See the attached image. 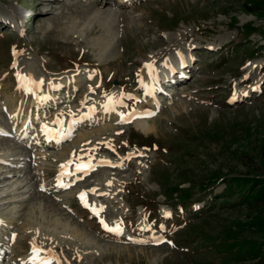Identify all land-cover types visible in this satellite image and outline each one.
I'll return each instance as SVG.
<instances>
[{
	"label": "rangeland",
	"instance_id": "obj_1",
	"mask_svg": "<svg viewBox=\"0 0 264 264\" xmlns=\"http://www.w3.org/2000/svg\"><path fill=\"white\" fill-rule=\"evenodd\" d=\"M158 62L173 75L153 85ZM243 177L264 178V0H0V264H42L34 248L56 264H256L264 205L221 193ZM55 217L69 228L45 233ZM61 236L82 250L49 245Z\"/></svg>",
	"mask_w": 264,
	"mask_h": 264
},
{
	"label": "bare ground",
	"instance_id": "obj_2",
	"mask_svg": "<svg viewBox=\"0 0 264 264\" xmlns=\"http://www.w3.org/2000/svg\"><path fill=\"white\" fill-rule=\"evenodd\" d=\"M92 14H93L94 17H100V18L103 19V22H104L103 25H106L107 32L112 31V29H111L112 27H110L111 24H110L109 21H111L113 19V17L115 16V14L113 12H111V11H101L99 9H95ZM103 38L104 37L102 35L96 41L97 47H98V49L101 52H105L107 50H110L111 47H112L111 38H107L106 40L103 39ZM162 52L163 51H161L160 53L162 54ZM161 54H158L157 57H159ZM110 57H113V56H111V55L107 56L106 59H108ZM184 61H187V59L185 57H180L178 59L177 65L178 64H182V65L185 64ZM147 65H151L150 68L145 67V71L148 74V78H149V83L150 84L155 85L159 78L168 77L170 75H173V73H172L173 67H172V69L171 68L168 69V68L162 66L159 62L156 63V64H147ZM21 84H22V86L24 87V89L26 91H29V92H31L33 94V97L37 101H39V103L44 101V95L41 94V92H40L39 78H38V76H36V73H35V71L33 69L29 68L26 71V73H24L23 77L21 78ZM232 95L234 96V94H232ZM113 107H114L113 102L106 101L103 108L106 109V110H112ZM172 108L175 109V107H172ZM91 109H94V108L91 107ZM94 110H96V109H94ZM23 126H24V124H23ZM138 126H139V129L142 132H144V133H148L151 130V127L146 125V124H140ZM45 130H46L45 140L48 141V142H52L51 144H53V143L55 144V143L59 142L63 137H67V135L69 133L68 129L64 127L62 120L59 123H57L56 126L47 125ZM58 137H62V138H60V140H58ZM107 138H108V136H105L103 134H99V135H97L95 137V141L96 142H104ZM95 148H97V147H92L91 150H94ZM93 156H95V155H93ZM67 161H69V160H65L64 159V162H65V165H63L64 168L68 166L66 164ZM99 162H102V161H99ZM78 164L79 165H76L75 167H71L69 169H64V170H70L71 169V171H73V169H78V168L89 169L95 163L93 162L92 158H88L87 162H85L83 164L79 162ZM64 174L65 173H62V174L57 176V186L62 187V186H64V184H67V180L64 177V176H66V174L65 175ZM106 181H107L105 183L106 186H109L112 183L111 179H106ZM82 193H84V192H81L80 195ZM84 194L86 196V193H84ZM85 196H84V199H82V201L86 205H89L90 207H92L86 201L87 200V198H86L87 196L86 197ZM8 220H10L9 223L13 222L11 217L8 218ZM29 221H31L32 223L34 222L33 219H29ZM52 223L55 225V227H52L50 231L47 230L45 233L52 234L55 231L59 230V229L57 230V227H59L61 229L59 231H65L67 228H69V227H67L68 224L65 221H62V219H59L58 217H55L53 219ZM74 229H76V228H74ZM32 230L34 232H38V233H43L44 232L43 226L41 224H38V223L35 226L32 227ZM49 245L50 246L60 247V248H62V246H67V247L75 249V250H77L81 246V245L80 246L75 245L71 238H67L65 236L58 237V239H57V237H55L54 239H52L49 242ZM82 246L80 247L81 250H82ZM85 248H88V247L85 246ZM83 251H84V249H83ZM31 256H33L32 259L34 261L44 260V261H47V264H56L52 258H49V257L46 258L44 256V254L40 253V251H37V252L34 253V251L32 250L31 251Z\"/></svg>",
	"mask_w": 264,
	"mask_h": 264
},
{
	"label": "trees",
	"instance_id": "obj_3",
	"mask_svg": "<svg viewBox=\"0 0 264 264\" xmlns=\"http://www.w3.org/2000/svg\"><path fill=\"white\" fill-rule=\"evenodd\" d=\"M221 193H223L222 199L225 202L236 195V205H264V178L243 177V179L232 178L226 180V186ZM211 196H213L212 191L204 195L208 198ZM187 207L188 205H184L182 209L185 210ZM255 227H258V225ZM247 259L255 260L256 264H264V246H257L254 250L248 252Z\"/></svg>",
	"mask_w": 264,
	"mask_h": 264
},
{
	"label": "snow or ice",
	"instance_id": "obj_4",
	"mask_svg": "<svg viewBox=\"0 0 264 264\" xmlns=\"http://www.w3.org/2000/svg\"><path fill=\"white\" fill-rule=\"evenodd\" d=\"M145 67L150 68L151 65H145ZM63 167H64V166H62V168H63ZM93 191H94V190H93ZM84 196H85V194L82 193V194H81V198L84 199ZM100 210L102 211L103 208L101 207ZM97 214H98V213H97ZM102 224H103L104 227L108 228V225L105 224L103 221H102ZM108 230H109V231H114V232H117V233L122 232V228L120 227V224H117L115 227L108 228ZM158 242H163V240H159ZM168 243H171V241H168ZM33 251H34V253H35V252L39 251V249L34 248ZM42 264H47V261H43Z\"/></svg>",
	"mask_w": 264,
	"mask_h": 264
}]
</instances>
